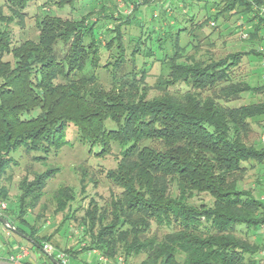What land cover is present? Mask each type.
Instances as JSON below:
<instances>
[{
	"label": "trees",
	"instance_id": "1",
	"mask_svg": "<svg viewBox=\"0 0 264 264\" xmlns=\"http://www.w3.org/2000/svg\"><path fill=\"white\" fill-rule=\"evenodd\" d=\"M34 1L0 0V185L18 165L16 155L45 163L74 127L90 154L117 151L106 178L120 192L102 204L90 201L80 220L83 237L72 235L79 248L68 254L96 250L115 262L142 256L140 264H264V145L252 141L256 119L264 116L263 1L178 0L182 19L151 16L144 31L142 7L166 16L172 0H55L57 9L81 16L64 19L43 6L37 38L16 41L11 25L23 26ZM121 1L134 5L130 15ZM164 3L169 8H156ZM201 4L207 20L242 22L250 49L216 59L190 39L182 44L189 33L184 23L194 22L189 15ZM133 26L140 35L128 37L130 49L125 28ZM244 56L259 62L255 86L235 74ZM155 62L156 87L146 67ZM244 97L249 103L233 105ZM55 173L26 176L19 204L1 212L13 236L49 264L41 251L49 239L38 237L46 221L37 228L27 217ZM54 198L57 212L68 211L64 226L79 211L71 208L75 192L62 187ZM80 238H89L82 248Z\"/></svg>",
	"mask_w": 264,
	"mask_h": 264
},
{
	"label": "rangeland",
	"instance_id": "2",
	"mask_svg": "<svg viewBox=\"0 0 264 264\" xmlns=\"http://www.w3.org/2000/svg\"><path fill=\"white\" fill-rule=\"evenodd\" d=\"M54 1L55 0H35L26 10L27 16L25 17L23 26L15 23L11 25L14 40L23 41L26 39L37 38L39 33L37 31L36 21L39 17H41L42 9L44 8L43 6H46L45 9L61 16L64 19H72L81 16L80 13L73 11L69 7L57 9ZM143 1L144 0H142V2ZM172 3V9L167 10L168 14L166 16L161 14V10H154V12L151 13L149 7H142L140 10L142 13L141 15L146 21V26L143 30L146 31L147 27L150 25H148V23L151 22V16L154 20L158 19L160 21H162V18H172L173 16H176L178 20L182 19L180 13H183V5L178 0H172ZM161 4L162 3H160V5ZM161 7L169 8V5L168 3H164L163 6H157L156 8L159 9ZM202 7V4L195 5L193 12L189 15L191 16L194 14L196 17L194 22L191 24L184 23V25L187 26L189 33L186 32L182 35V44H185L190 39L194 44L201 45L202 52H209L211 56L216 59L226 57L230 53L244 52L250 49V43L245 41L247 38L245 37L247 36L246 26H243L242 22H237L235 18L228 20L227 18H221L217 22L207 20L208 12ZM119 8L124 14L130 15L135 7L130 4V7L128 8L127 5L121 1ZM85 13H88V11ZM160 16L161 19H159ZM187 17H185V19H187ZM163 27L166 29L167 24L163 23ZM125 29V32L127 33L125 35L127 38V44L129 48L132 49L134 46L128 37H135L137 39L140 35L139 29L136 26H133V28L126 27ZM193 36L194 38H192ZM187 52L188 54H193V51L190 48H188ZM253 59L254 58H252V61L249 62L247 56H244L239 68L236 69L235 74L236 76L248 81L249 84L255 86L260 80L259 73L261 69H259V62H255ZM140 60L144 61V58L141 57ZM146 67L150 69L148 71V82L151 86L156 87L160 84V64L155 62L152 68L150 65H147ZM262 70L264 71L263 68ZM103 74L105 73L103 72ZM155 91L156 90H154V92ZM249 101L248 97H244L243 100L235 102L233 105L240 106L249 103ZM254 131L252 141L255 140L257 143L264 145V116L256 119ZM66 140L68 142L67 145L59 150L55 155L53 154L49 156L50 158L45 163L34 162L31 160V157L25 154H22V156H20L21 153L16 155L15 159L18 165L10 167L6 178L2 180L0 185V190L1 188H4V194H7L5 199L0 197V205L5 204L9 207L11 204H19L18 196L20 195V190L18 184L26 176L33 179L36 173L43 172L48 168H57V173L54 174V178L49 181V184L45 189L44 197L41 199L37 207L30 211L27 220L31 225H35L37 228L43 225L46 221V225L43 226L42 232L39 233L38 237L44 238L46 236L49 240L44 243L51 245L57 252L64 254L69 259V264L71 262L73 264H86V262H90L91 264H94L95 262L97 264L98 258L95 256L98 255L92 257L90 255L91 251L88 253L78 252L75 256L68 254L66 251L73 249L75 246L76 249L79 248L76 244L77 240L73 236H81L83 234L82 231L84 229L80 227V220L84 217L90 201L95 200L102 204L110 199L111 194H119L120 189L114 186L106 178L107 172L116 168L119 154L116 150H113L111 155L102 158H99L92 153L90 154L88 146L81 144V142L77 139V130L74 127H70L68 129ZM94 151L97 152L98 148H95ZM251 178L252 179H250V181H252L253 178L255 179L256 176H251ZM62 187H70L74 190L76 199L72 203L71 208L72 210L75 208L79 209L75 218L64 226H62V220L64 215H67L68 211L57 212L54 200L56 192ZM3 211H6V209ZM37 217H40L41 219L35 222ZM14 238L17 241H20V243L24 246L31 248L27 241L20 240L17 237ZM88 239L89 238H86L84 242L82 241L83 239H79V242L82 243L80 244L81 248L88 243ZM97 253L99 252L97 251ZM120 258L124 259V257L120 256L116 262L109 260L104 264H120V261H118ZM261 258L264 262V252L261 253ZM142 260L143 257L141 256L125 261L124 264H140Z\"/></svg>",
	"mask_w": 264,
	"mask_h": 264
},
{
	"label": "built area",
	"instance_id": "3",
	"mask_svg": "<svg viewBox=\"0 0 264 264\" xmlns=\"http://www.w3.org/2000/svg\"><path fill=\"white\" fill-rule=\"evenodd\" d=\"M262 13L264 14V0H263ZM260 51L264 52V49L261 47ZM261 66L264 69V57L262 59ZM5 209H7V206L5 204L0 205V215L1 212ZM2 233H6L9 236H13L14 232L9 227L4 226L0 222V234ZM41 251L45 257L49 258L48 255L53 256L55 249L51 245L44 243L43 246L41 247ZM29 255H30V248L24 245L18 246L16 251H14L13 253L6 252L3 248L0 247V264H25L24 261L28 258ZM90 255L92 257L98 255L95 257L98 258L99 262H103V263L108 262V259L105 256L101 255L100 253H97L96 250L91 251ZM54 258L59 262V264H69V259L62 253L56 252V256ZM118 261H120L119 262L120 264L125 263V259L123 258H120ZM33 264H49V263L45 260L44 262L39 261Z\"/></svg>",
	"mask_w": 264,
	"mask_h": 264
},
{
	"label": "crops",
	"instance_id": "4",
	"mask_svg": "<svg viewBox=\"0 0 264 264\" xmlns=\"http://www.w3.org/2000/svg\"><path fill=\"white\" fill-rule=\"evenodd\" d=\"M23 245L20 241H17L14 236H9L6 233L0 234V247L3 248L6 252L13 253L16 251L17 247ZM40 252L32 250L30 248V255L24 261L25 264H33L39 261H45ZM70 264H73L72 262Z\"/></svg>",
	"mask_w": 264,
	"mask_h": 264
},
{
	"label": "water",
	"instance_id": "5",
	"mask_svg": "<svg viewBox=\"0 0 264 264\" xmlns=\"http://www.w3.org/2000/svg\"><path fill=\"white\" fill-rule=\"evenodd\" d=\"M0 222L4 225V226H7L9 227L14 233L17 234V231L15 229V227L8 221L6 220L5 218H3L1 215H0ZM50 260L54 263V264H59V262L51 255H48Z\"/></svg>",
	"mask_w": 264,
	"mask_h": 264
}]
</instances>
